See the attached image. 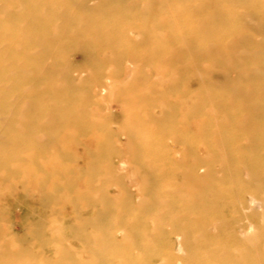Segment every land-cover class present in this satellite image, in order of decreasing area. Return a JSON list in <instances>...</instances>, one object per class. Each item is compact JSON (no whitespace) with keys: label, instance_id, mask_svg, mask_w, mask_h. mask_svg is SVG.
Listing matches in <instances>:
<instances>
[{"label":"rangeland","instance_id":"obj_1","mask_svg":"<svg viewBox=\"0 0 264 264\" xmlns=\"http://www.w3.org/2000/svg\"><path fill=\"white\" fill-rule=\"evenodd\" d=\"M0 264H264V0H0Z\"/></svg>","mask_w":264,"mask_h":264}]
</instances>
